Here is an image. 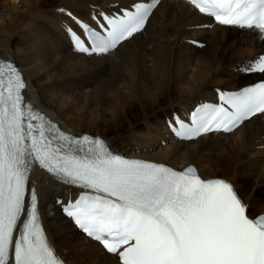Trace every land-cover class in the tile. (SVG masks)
Returning <instances> with one entry per match:
<instances>
[{"label": "bare ground", "instance_id": "bare-ground-1", "mask_svg": "<svg viewBox=\"0 0 264 264\" xmlns=\"http://www.w3.org/2000/svg\"><path fill=\"white\" fill-rule=\"evenodd\" d=\"M152 2L0 0V55L26 77V98L66 131L103 137L143 161L194 167L204 180L227 178L247 215L264 213V113L233 132L191 141L173 131L176 119L216 92L264 80V73L243 71L264 57V34L213 24L181 0H159L144 29L113 53L74 49L68 29L84 36L76 20L95 29L103 15ZM32 184L47 240L63 264H118L61 215L74 191L38 171Z\"/></svg>", "mask_w": 264, "mask_h": 264}, {"label": "snow or ice", "instance_id": "snow-or-ice-1", "mask_svg": "<svg viewBox=\"0 0 264 264\" xmlns=\"http://www.w3.org/2000/svg\"><path fill=\"white\" fill-rule=\"evenodd\" d=\"M158 3L135 4L134 12L125 10L121 17L101 14L106 35L79 20L86 39L68 31L77 50L107 53L142 31ZM187 3L217 24L264 34V0ZM243 71L264 73V57ZM25 88L18 69L0 62V264H63L38 223L37 195L29 188L36 164L90 191L63 210L119 264H264V216L247 215L231 183L203 180L191 166L177 171L124 159L111 154L100 138H75L26 104ZM221 100L227 107H198L191 126L176 119L175 134L193 140L234 131L264 113V83Z\"/></svg>", "mask_w": 264, "mask_h": 264}, {"label": "rangeland", "instance_id": "rangeland-1", "mask_svg": "<svg viewBox=\"0 0 264 264\" xmlns=\"http://www.w3.org/2000/svg\"><path fill=\"white\" fill-rule=\"evenodd\" d=\"M2 1H4V0H2ZM198 42V41H197ZM251 66V65H250ZM219 178H222L221 176H219ZM49 179V178H48ZM247 213L249 214V212H248V208H247ZM249 215H251V214H249Z\"/></svg>", "mask_w": 264, "mask_h": 264}]
</instances>
